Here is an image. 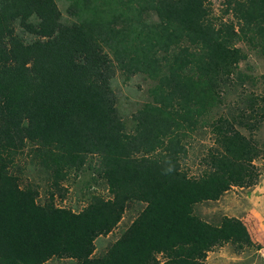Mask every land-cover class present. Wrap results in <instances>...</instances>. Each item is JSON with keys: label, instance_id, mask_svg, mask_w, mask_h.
<instances>
[{"label": "trees", "instance_id": "trees-1", "mask_svg": "<svg viewBox=\"0 0 264 264\" xmlns=\"http://www.w3.org/2000/svg\"><path fill=\"white\" fill-rule=\"evenodd\" d=\"M66 1L70 21L58 0H0V264H207L232 233L248 241L241 219L216 227L197 207L257 178L260 151L242 131L256 128L264 97L247 96L237 114L213 112L253 81L238 44L264 56V0H225V21L212 0ZM118 73L153 84L130 131ZM203 123L216 144L209 168L190 177L185 139ZM24 155L46 174L43 203L36 184L11 172ZM87 162L109 197L91 192L80 212L58 206ZM130 205L138 210L129 227L97 255L96 241Z\"/></svg>", "mask_w": 264, "mask_h": 264}, {"label": "rangeland", "instance_id": "rangeland-1", "mask_svg": "<svg viewBox=\"0 0 264 264\" xmlns=\"http://www.w3.org/2000/svg\"><path fill=\"white\" fill-rule=\"evenodd\" d=\"M58 4L63 12L64 20L70 21L71 18L67 14L69 3L66 0H58ZM210 6L213 9L214 18H222L224 21L231 19L230 16L225 15L227 8L225 0H212ZM238 46L249 54L248 62L242 63L240 69L251 76L253 81L245 83L243 87L236 86L229 91L223 106L216 103L213 115L217 117L232 111L237 114L236 109L245 105L247 96L264 97V83L262 82L264 56L255 47L245 42L239 43ZM152 85V82L143 75L134 76L130 81H125L120 73L114 78L113 88L117 95L118 110L122 119L128 123V131L131 129L133 116L138 108L149 100L148 90ZM258 121L252 133L247 129L242 131L248 137L254 136L256 148L260 151V155L252 162L254 166L252 171L254 170L257 174L255 184L250 187L234 186L218 201L206 202L197 207V213L216 227L222 226L224 219H241L250 234V239L242 241L233 233L228 234L229 243L209 252L206 259L207 264H264V115L258 118ZM185 142H188L186 146L188 157L183 159L182 168L190 177L202 176L209 168L210 150L216 144L211 126L203 123L197 131L185 139ZM31 159L29 155L21 156L11 172L14 176H20L24 184H36L41 193L40 202L43 203L48 186L46 174L39 165L33 164ZM89 165L91 164L87 162L79 173H70L64 183V188L68 190L67 197L65 200L60 201L59 199L58 206L80 212L89 204L91 192L103 195L105 198L109 197L106 184L98 179L94 168L89 169ZM95 165L91 166L97 167L96 162ZM137 210L136 205H130L117 229L108 236L98 238L96 241L97 255L104 253L108 246L120 237L122 231L129 227ZM46 264L71 263L55 259Z\"/></svg>", "mask_w": 264, "mask_h": 264}]
</instances>
